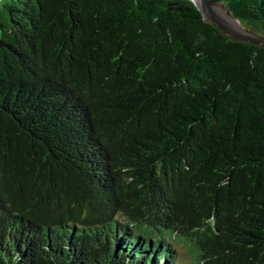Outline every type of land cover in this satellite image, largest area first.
Wrapping results in <instances>:
<instances>
[{
    "label": "trees",
    "instance_id": "trees-1",
    "mask_svg": "<svg viewBox=\"0 0 264 264\" xmlns=\"http://www.w3.org/2000/svg\"><path fill=\"white\" fill-rule=\"evenodd\" d=\"M0 264H264V47L191 0H0Z\"/></svg>",
    "mask_w": 264,
    "mask_h": 264
},
{
    "label": "water",
    "instance_id": "water-1",
    "mask_svg": "<svg viewBox=\"0 0 264 264\" xmlns=\"http://www.w3.org/2000/svg\"><path fill=\"white\" fill-rule=\"evenodd\" d=\"M193 4L201 13L202 19L214 24L222 33L234 39L264 47V36L246 30L236 19L237 27L233 26L226 22L217 13L215 7L223 8L220 2H212L210 0H196V3L193 2Z\"/></svg>",
    "mask_w": 264,
    "mask_h": 264
},
{
    "label": "bare ground",
    "instance_id": "bare-ground-1",
    "mask_svg": "<svg viewBox=\"0 0 264 264\" xmlns=\"http://www.w3.org/2000/svg\"><path fill=\"white\" fill-rule=\"evenodd\" d=\"M192 2L196 3V0H191ZM217 13L229 24L237 27V21L232 18L223 8L215 7Z\"/></svg>",
    "mask_w": 264,
    "mask_h": 264
},
{
    "label": "rangeland",
    "instance_id": "rangeland-1",
    "mask_svg": "<svg viewBox=\"0 0 264 264\" xmlns=\"http://www.w3.org/2000/svg\"><path fill=\"white\" fill-rule=\"evenodd\" d=\"M177 259L183 260V261L187 260L188 259L187 253L184 250H181L177 256Z\"/></svg>",
    "mask_w": 264,
    "mask_h": 264
}]
</instances>
